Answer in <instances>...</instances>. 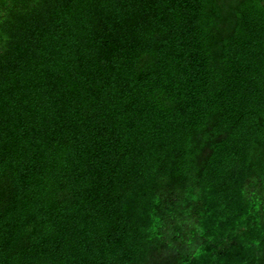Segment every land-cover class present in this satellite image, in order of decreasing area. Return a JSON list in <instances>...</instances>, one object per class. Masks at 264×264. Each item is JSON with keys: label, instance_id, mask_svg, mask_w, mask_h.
<instances>
[{"label": "trees", "instance_id": "obj_1", "mask_svg": "<svg viewBox=\"0 0 264 264\" xmlns=\"http://www.w3.org/2000/svg\"><path fill=\"white\" fill-rule=\"evenodd\" d=\"M0 264H264V0H0Z\"/></svg>", "mask_w": 264, "mask_h": 264}]
</instances>
